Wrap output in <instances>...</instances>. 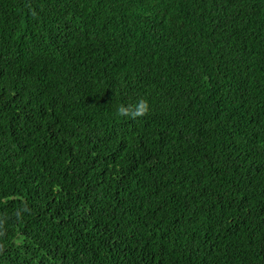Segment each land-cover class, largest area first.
Returning <instances> with one entry per match:
<instances>
[{"label":"trees","instance_id":"1","mask_svg":"<svg viewBox=\"0 0 264 264\" xmlns=\"http://www.w3.org/2000/svg\"><path fill=\"white\" fill-rule=\"evenodd\" d=\"M0 264H264V0H0Z\"/></svg>","mask_w":264,"mask_h":264}]
</instances>
